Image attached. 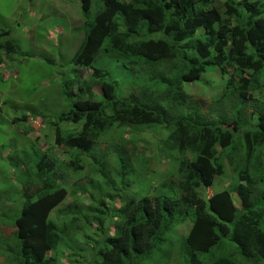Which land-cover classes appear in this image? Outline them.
<instances>
[{"label": "trees", "instance_id": "obj_1", "mask_svg": "<svg viewBox=\"0 0 264 264\" xmlns=\"http://www.w3.org/2000/svg\"><path fill=\"white\" fill-rule=\"evenodd\" d=\"M78 1L85 20L84 40L72 64L90 67L104 47L125 65L147 67L149 87L158 91L162 88L164 95L159 105L151 99L157 91L143 87L140 94L131 93L121 99L116 95L114 82L107 79L106 86L101 88L103 100L95 102L91 99L94 95L90 86L86 85L84 92L90 102H73L52 124L59 129L61 123H82L79 133L62 138L58 130L55 143L85 152L106 128L137 131V126H162L167 131V141L175 144L179 152H188L193 157L190 161L183 160L179 168L178 188L181 205L185 206L181 210L177 200L166 195L141 198L131 195L127 200L120 197L121 216L115 215L106 225L104 215L111 208L91 194L96 185L88 180V189L76 188V193L89 203L85 205L89 207L88 216L65 213V220L57 223L49 216L66 200L68 193L60 185L61 174L52 172L53 166L60 162L46 152L38 160V174H33L40 186L37 192L41 193L22 192L15 232L13 228L10 236L16 244L13 264H56L50 253L63 246L71 252L72 263L146 264L149 261L153 264L158 261L153 254L162 243H170L167 240L172 238V231L187 220H193V224L177 243L186 264H264V101L250 95L264 87V3L260 0H100L90 19L94 0ZM220 11L235 18L236 25H223L216 30L199 28V20L219 21ZM199 30L202 33L198 34ZM0 32V37L10 35L6 29ZM154 36L159 39L155 40ZM2 48L14 51V43L6 39ZM256 64L261 66L257 68ZM214 68L222 76L228 75L227 105L231 106L233 117L206 119L202 124L192 122L181 113L189 99L183 86L199 81L201 75ZM95 74V77L106 76L102 71ZM236 78L247 84L237 85ZM67 83H63L66 99L70 98ZM190 104L196 107L193 102ZM243 106L250 110L248 119L251 117L252 122L241 118ZM232 122L234 128L229 127ZM45 159L50 162H44ZM228 159L236 167L232 171L236 188L231 194L238 197V209L230 203L232 195L228 191L214 193L207 200L197 193L205 173L223 177ZM120 165L121 162L118 173L122 178L124 169ZM43 167L48 168V173L41 172ZM67 168L80 169L73 160L67 162ZM71 224H77L74 229L84 240L81 246L72 244L67 236ZM110 227L114 234L107 231ZM6 231L0 227V234ZM210 252L211 256H205ZM1 259L5 257L0 256Z\"/></svg>", "mask_w": 264, "mask_h": 264}, {"label": "rangeland", "instance_id": "obj_2", "mask_svg": "<svg viewBox=\"0 0 264 264\" xmlns=\"http://www.w3.org/2000/svg\"><path fill=\"white\" fill-rule=\"evenodd\" d=\"M260 1L264 3V0ZM99 5L100 0L92 2L90 19ZM218 13L219 21L215 23L216 20L210 18L199 20V28L216 30L223 25H236L235 18L226 16L223 11ZM84 23L78 0H0V30L10 31L8 38L0 37V43L3 44L6 39L14 43V51H0V227L7 229L6 233L0 234V256L5 257L0 260V264H13V253L16 250L15 241L10 237L13 228L15 232L16 218L13 217L19 214L23 190L35 195L41 193L37 192L40 186L36 184L33 174H38L37 160L46 152L60 162L53 166L52 172L54 175L61 174L60 185L68 193L66 200L49 216L57 223L65 220V213L84 218L88 216L86 213L89 207L85 205L89 203L76 193V188L90 187L88 180H93L96 185L91 194L114 211L121 208L120 197L128 199L131 195L137 198L166 195L176 199L181 210L185 206L181 205L178 188L181 176L179 168L183 160L190 161L193 157L188 152H179L175 144L169 143L167 131L162 126H137V131L106 128L85 152L65 144L58 146L54 142L58 130L62 138L79 133L81 124L63 123L56 129L51 123L56 122L73 102H90L87 92H84L86 85L90 86L94 95L91 99L95 102L103 100L104 91L101 88L106 86L104 83L108 82L107 79L114 82L116 95L121 99L128 98L131 93L140 94L143 87L157 91L151 99H155L159 105L164 95L162 88L158 91L149 87L151 84L147 67H133L128 63L125 65L116 60L112 53L108 54L107 50L100 52L93 64L95 69L101 70L106 76L95 77L90 69L74 67L71 60L84 40ZM201 30L197 31L198 34L202 33ZM154 39L158 40L159 37L154 36ZM256 65L257 68L261 66ZM227 78L228 75L222 76L214 68L201 75L199 81L184 85V94L189 99L186 107L181 108V113L199 124L206 119L217 120L220 117L230 120L233 114L231 106L227 105ZM235 80L237 85L247 84V81ZM65 81L69 82L68 99L63 93ZM79 88L82 90L79 91ZM262 88L251 92V97L264 101ZM190 102L196 104V107ZM240 116L248 119L250 110L247 106L240 110ZM229 127L234 128L235 123L232 122ZM70 160L75 161L80 169L74 171L67 168ZM44 162L50 161L45 159ZM119 162L124 169L123 185L120 184L118 173ZM190 166L193 167L194 163ZM235 168L233 161L228 159L224 164L223 177L205 173L202 185L197 189L198 195L207 200L214 193L228 191L232 195L229 197L230 203L238 209V197L231 194L236 188L232 178ZM41 172L48 173V168L43 167ZM115 215L108 211L104 217L110 221ZM108 221L106 225H109ZM192 224L193 220H187L172 231V238L167 240L170 243H162L158 249L160 251L153 254L154 260H158L155 264H186L182 260L180 244L177 243L181 238L183 240ZM76 225L69 226L67 236L72 244L81 246L84 240L77 235L74 229ZM262 227L264 230V221ZM107 231L114 234L112 227ZM4 247L8 248L2 253ZM70 254L63 246L51 252L50 256L56 264H79L71 262ZM83 260L85 262L86 259ZM146 264H150L149 261Z\"/></svg>", "mask_w": 264, "mask_h": 264}, {"label": "clouds", "instance_id": "obj_3", "mask_svg": "<svg viewBox=\"0 0 264 264\" xmlns=\"http://www.w3.org/2000/svg\"><path fill=\"white\" fill-rule=\"evenodd\" d=\"M29 26H31L30 24H28ZM1 33V32H0ZM0 51H3V48H2V44L0 43ZM104 51H106V50H104V47L102 48V50L100 49V51L98 52V54H97V56L99 55V53L100 52H104ZM108 51V50H107ZM97 56H96V58H97ZM96 58H95V60H96ZM95 60H94V62H95ZM94 62L92 63V65L90 66V67H83V69H90V70H92L93 71V75H96L95 74V72H97V71H101V70H97V69H95L94 67H93V64H94ZM74 66V65H73ZM74 67H79V66H74ZM201 78V77H200ZM191 84V83H190ZM186 85V84H185ZM243 108H244V106H243ZM208 121H210L209 119H207ZM51 124H53V123H51ZM61 124H63V123H61ZM61 124H59V125H61ZM79 124H81V126H82V123H79ZM40 126V125H39ZM59 127V126H58ZM56 128V127H55ZM99 138V137H98ZM97 138V139H98ZM54 142H55V139H54ZM62 144H65V143H61V144H58V146H60V145H62ZM66 145V144H65ZM67 146V145H66ZM76 150H78V149H76ZM80 151V150H79ZM82 152V151H81ZM49 156H50V154H48ZM38 161V160H37ZM49 161V160H48ZM123 181H124V175H123V177L122 178H120V184L121 185H123ZM120 199V198H119ZM122 199H124V198H122ZM127 200V199H126ZM21 209V208H20ZM120 210L121 209H119L118 211H114V210H112L111 209V211L113 212V214H116V215H119V216H121L120 215ZM20 211V210H19ZM110 211V212H111ZM18 216V215H17ZM17 216H15V217H13V219L14 218H16ZM12 219V220H13ZM12 222V221H11ZM12 227H13V224H12Z\"/></svg>", "mask_w": 264, "mask_h": 264}]
</instances>
